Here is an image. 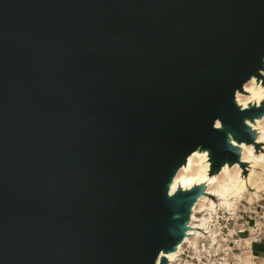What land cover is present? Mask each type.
<instances>
[{"label":"water","instance_id":"1","mask_svg":"<svg viewBox=\"0 0 264 264\" xmlns=\"http://www.w3.org/2000/svg\"><path fill=\"white\" fill-rule=\"evenodd\" d=\"M262 55L264 0H0V264L174 252L206 191L173 180L255 142L233 94Z\"/></svg>","mask_w":264,"mask_h":264},{"label":"bare ground","instance_id":"2","mask_svg":"<svg viewBox=\"0 0 264 264\" xmlns=\"http://www.w3.org/2000/svg\"><path fill=\"white\" fill-rule=\"evenodd\" d=\"M262 74L264 73H257L256 75L257 85L264 79ZM241 94L244 93L241 92ZM263 106L264 101L261 102L259 108ZM259 108L250 105L244 111L250 110L249 117H255L256 113L253 110ZM246 119H249V124L253 123L251 118ZM252 133H255L256 137L254 143H247L246 140L239 141L232 137V143L230 144L240 151L239 163L231 165L227 162L220 171L213 173L209 152L207 151L208 155L204 157L201 150L199 153L196 151L189 156L187 164L178 171L171 185L170 197L175 196L178 191L190 192L198 187H205L206 195L201 196L191 207L187 237L183 239L174 252L163 253L158 264L162 259L166 260L168 264H177L182 245L188 241L196 243L201 236L199 230L207 229L214 220L215 215H218V211L232 212L238 209V204L242 200H246L249 206H252L263 197L264 152L259 153L257 150L264 147V141L257 143V136L260 133H256L255 130ZM241 164H245V168ZM247 168L250 175L244 178L242 174ZM215 198L217 201H215ZM196 214H201V216H196ZM262 226L263 224L258 222V227L262 229ZM251 232V237L247 238L244 244H239L241 250L244 249L242 254L239 255L244 264L258 263L253 261L255 257H259L252 251L253 245H251V242L255 240V233L253 230ZM246 249L251 250L247 251Z\"/></svg>","mask_w":264,"mask_h":264},{"label":"built area","instance_id":"3","mask_svg":"<svg viewBox=\"0 0 264 264\" xmlns=\"http://www.w3.org/2000/svg\"><path fill=\"white\" fill-rule=\"evenodd\" d=\"M215 201L216 198H215ZM264 198L249 206L246 200L238 204V209L232 212L218 211L214 220L207 229L199 230L201 235L196 243L193 241L185 242L177 258V264H244L240 260L241 250L239 244H244L242 239L249 232L251 220L256 216V220L264 225ZM260 209V212H259ZM261 213V215H259ZM201 216V214H196ZM255 220V222H256ZM262 229L257 227L256 239L251 245L259 242V232ZM192 238V236H190ZM247 251L251 249H246ZM257 257L253 261H258Z\"/></svg>","mask_w":264,"mask_h":264},{"label":"clouds","instance_id":"4","mask_svg":"<svg viewBox=\"0 0 264 264\" xmlns=\"http://www.w3.org/2000/svg\"><path fill=\"white\" fill-rule=\"evenodd\" d=\"M260 65L264 66V55L259 58ZM258 73H264V67L258 68ZM261 84H264V80L261 81ZM242 89V90H241ZM243 92L244 94H241ZM233 101L236 107L240 112H245L244 110L248 109L250 105H255L256 108L260 107L262 101H264V86L257 85L256 75H251L242 85L241 88H238L234 91ZM219 118L215 119L212 127L213 129H220L221 123ZM249 119L244 120V124L247 128L251 129L252 132L255 130L256 133H260L257 136V143L264 141V111H262L258 116H255L251 119L252 124L248 123ZM225 127V126H224ZM223 127V129H224ZM232 133H228V140L232 143ZM199 153L202 150V146L196 148ZM208 153L206 150H203V156L207 157ZM161 254L159 251L157 257ZM154 264H158V259H155Z\"/></svg>","mask_w":264,"mask_h":264},{"label":"rangeland","instance_id":"5","mask_svg":"<svg viewBox=\"0 0 264 264\" xmlns=\"http://www.w3.org/2000/svg\"><path fill=\"white\" fill-rule=\"evenodd\" d=\"M262 75H264V74H262ZM257 80H258V78H257ZM264 80V79H263ZM264 86V84H261V83H259V86ZM259 153L260 152H264V147H261L259 150H257ZM250 171H248V168L245 170V171H243V177L244 178H246V177H248L249 175H250V173H249ZM263 194V198H264V193H262ZM262 205L261 206H263L264 207V203H261ZM259 212H260V209H259ZM259 215H261V213L259 214ZM199 219V218H198ZM255 220H256V216L255 217H253V220H251V224H250V230H249V232H251V230H253L254 231V233H255V231H257V227H258V222H259V220H256V222H255ZM199 221H200V219H199ZM259 228V227H258ZM251 234H252V232H251ZM250 235L248 234V233H246L244 236H242V239H247L248 237H249ZM254 236H255V239H256V237H257V235L256 234H254ZM259 236H260V238H259V242H257V243H262V242H264V225L262 226V231L261 232H259ZM255 244V243H254ZM259 259V258H258ZM259 261H262V260H258V261H256V262H259Z\"/></svg>","mask_w":264,"mask_h":264},{"label":"crops","instance_id":"6","mask_svg":"<svg viewBox=\"0 0 264 264\" xmlns=\"http://www.w3.org/2000/svg\"><path fill=\"white\" fill-rule=\"evenodd\" d=\"M252 251L259 257V260H262L257 264H264V242L253 244Z\"/></svg>","mask_w":264,"mask_h":264}]
</instances>
